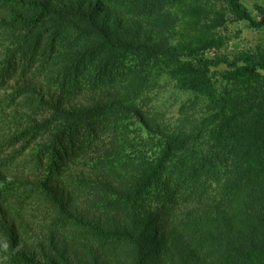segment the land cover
<instances>
[{"label": "trees", "instance_id": "obj_1", "mask_svg": "<svg viewBox=\"0 0 264 264\" xmlns=\"http://www.w3.org/2000/svg\"><path fill=\"white\" fill-rule=\"evenodd\" d=\"M184 1L0 0L7 264H264V56L219 54L209 29L222 14L204 9L202 42L169 44ZM226 1L236 20L264 27L263 5H253L256 20L241 0ZM125 15L155 37L121 30ZM149 60L175 65V88L195 94L178 127L139 104L164 73ZM219 67L217 89L209 70ZM23 154L28 173L15 170Z\"/></svg>", "mask_w": 264, "mask_h": 264}, {"label": "rangeland", "instance_id": "obj_2", "mask_svg": "<svg viewBox=\"0 0 264 264\" xmlns=\"http://www.w3.org/2000/svg\"><path fill=\"white\" fill-rule=\"evenodd\" d=\"M184 2L185 3L182 4V7H180L178 11H172L176 14L178 20L176 21L173 34L169 39V44L175 45L181 42H192L196 45L201 43V31L206 30L205 28L201 29L199 26L203 23L202 17L204 14L202 12V9H204L205 13L210 17H212L216 12L222 14L220 24L217 25L214 29H209L210 35L214 34L216 37H220L221 41L223 42L221 48H219V50L217 51L219 54L227 57H232L234 54L240 51H245L264 56V27L259 29H256L255 27L250 28L248 27L247 22L243 20H236L230 10V4L226 0H186ZM241 2L249 10L251 16L254 19H259V15L254 9L253 5L254 3H258L260 5H263L264 7V0H241ZM165 7L170 9L169 4H167ZM121 20L124 24V27L120 28L121 30H130L135 28L136 34H139L140 36L151 34L153 37H155L156 28L152 27V29H150V26H142L139 28L140 21H136V17L135 21L133 22H126V15L122 17ZM210 24L211 23H209L207 26L209 27ZM124 36H126V34ZM131 60L132 59L124 60L125 68L129 67L127 65L131 66V64H136V61ZM149 62L150 66H154L164 73L159 75L157 79L155 78L156 81L145 89V92L138 99L139 104H141L144 111L148 112L151 115H155L159 120V123L161 122L165 125L170 126L171 128L175 126L178 127L179 124L177 125V123L179 119V108L181 106V103H185L186 101H190L192 98H195V94L190 91H184L175 88V80L167 75V73L175 72L177 70L175 65L165 64L162 60H149ZM35 64H38V62ZM222 68L223 67L210 68L209 70V78L211 79L212 83L217 85V89L221 87V81L223 77H225L226 70ZM43 77L44 79L48 78L47 73L44 71L41 72L38 80L44 82L45 84H42L47 86V84L49 83H46V81L43 80ZM228 88H231L230 84H228ZM1 93L2 91L0 92V94ZM192 113L194 112L190 110L188 114L191 115ZM103 124V127L102 125L100 126V136L96 139L95 144H97L98 146L101 145L104 148V145H106L104 143L110 140L111 134H107L106 132L103 133V131L107 130V128L111 125V122L108 120H104ZM122 125L128 128L127 131L130 138L133 139L136 137L135 133L133 132L135 131V124L133 122L131 123L129 121H125L124 123H122ZM132 142L135 143L134 141ZM129 148L130 147L128 145L127 149L130 151ZM5 151H0V156L6 155L7 153ZM14 164H17V168L15 169L16 171H24L25 173H28V170L33 169V166L29 162V157L27 154L17 156L14 160ZM73 167L74 166L72 165V168ZM152 205H154V203ZM25 209L28 210L29 208ZM63 231L67 232V227ZM79 251L80 253H83L81 249H79ZM100 252L101 251H99V253ZM104 253L105 252H102L100 253V255L102 256ZM175 262L171 264H175ZM0 264H7L6 260L1 256ZM164 264H166V259L164 261ZM167 264L169 263L167 262Z\"/></svg>", "mask_w": 264, "mask_h": 264}]
</instances>
